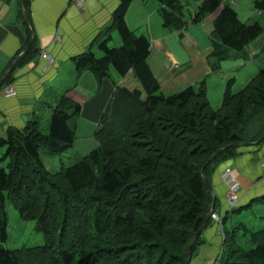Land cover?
Segmentation results:
<instances>
[{
	"label": "trees",
	"instance_id": "trees-1",
	"mask_svg": "<svg viewBox=\"0 0 264 264\" xmlns=\"http://www.w3.org/2000/svg\"><path fill=\"white\" fill-rule=\"evenodd\" d=\"M128 1L119 0L110 26L91 44L100 56L87 47L71 57L75 76L89 71L99 82L110 69L119 76L130 71L141 87L113 85L94 129L96 146L54 172L43 167L40 148L59 153L74 138L80 105L65 94L52 107L45 132L35 118L6 127L0 137V243L6 239L5 197L21 219L34 220L43 237L41 245L31 247L0 244V264H183L188 243L208 222L212 194L204 180L209 182L239 145L264 139V67L236 90L235 79H226L216 107L210 106L203 81L163 94L147 61L149 39L135 35L123 19ZM155 1L167 29L215 12L210 37L219 48L208 55L212 70L230 57L227 51L241 57L244 47L264 34V26L239 21L221 0H200L185 20L187 0ZM26 6L27 0H20L18 18L24 26L29 24L22 15ZM253 6L264 12V0H253ZM111 28L119 36L117 46L107 45ZM37 53L34 38L27 40L16 64ZM10 72L0 85L11 80ZM235 229L247 233L246 245ZM198 242L199 235L190 250ZM215 264H264V226L238 223L223 230Z\"/></svg>",
	"mask_w": 264,
	"mask_h": 264
},
{
	"label": "crops",
	"instance_id": "crops-1",
	"mask_svg": "<svg viewBox=\"0 0 264 264\" xmlns=\"http://www.w3.org/2000/svg\"><path fill=\"white\" fill-rule=\"evenodd\" d=\"M145 1L136 0L134 4L135 8L132 13L134 17L138 18V24L143 22L145 17L148 19L150 15H154L155 12L156 19H160L157 13V2L155 0ZM199 1L196 0V7ZM118 2L119 0H84L83 4L77 7L72 0H27L25 15L29 24L24 26L18 18L20 0H0V79L7 71L11 70V80L1 84L0 91L8 85H11L14 91L12 96L3 97L0 95V137L4 136L6 127H21L27 120L36 118L35 102L46 94L44 84L46 82L53 83L63 68L68 70L66 74L71 78V82L59 88V92L50 94L52 99L56 102L59 95L65 94L80 105V111L76 117L78 120L76 122L74 120V132L76 129H86V132L89 133L96 128L99 116L113 90V85H120V83L117 84L116 80H113L110 74L111 70H109V76L99 82L89 71H82L75 76L71 57L81 53L87 47L93 48L91 44L96 37L102 36L103 31L110 26L111 14ZM131 3L132 0H129L123 19L128 29L134 32L133 22L130 21L132 16L128 12ZM188 3L189 0H187ZM221 4L229 5L235 11L239 21L258 22L264 26V12L253 6V0H221ZM215 15L214 12L205 16L211 23V28ZM28 34H30L29 39H27ZM142 35L147 37L146 34ZM33 38L38 47V53L28 62L18 66L16 60L22 52L24 43ZM147 38L150 42V38ZM169 43L170 45L164 36L153 41L163 63L160 62L164 64L163 67L170 69L165 63L170 61L174 64L172 67L175 70L183 57L179 53L176 54L175 42L172 39L169 40ZM210 46L211 50L205 54L206 58L210 52L219 48L212 44ZM151 49L152 42H150L148 57ZM92 51L95 55L94 50ZM96 51L98 50L96 49ZM40 52L48 54L52 63H47L40 56ZM229 52L227 51V54ZM230 53H232L231 56L229 55L230 57L218 63L217 69H211L215 73L222 72L224 74V77H219V88L216 90L217 105L225 79L230 76L233 69L244 68V77L241 80L244 79L245 83L259 68L264 67V34H260L250 41L244 47L241 57H234L236 55L233 52ZM250 57L255 58L256 63L248 71L249 66L244 65V61L249 60ZM148 64L151 68L149 61ZM84 73L87 76L82 77ZM129 75H131L130 71L119 77H128ZM153 75L156 78L155 73ZM231 76L236 82L234 75ZM82 79L85 80L82 81ZM221 79L224 80L221 81ZM200 81L202 80H199L198 77L194 84H186L181 89L187 85H197ZM263 165L264 139L254 145H239L234 155L214 169L210 178V190L216 200L215 211L220 217L223 213L226 215L228 211H231V209L226 210L225 206L224 186L219 178L221 170L228 166L235 172L234 176L239 186L235 207L238 208L246 206L256 198L264 200ZM221 227L224 230V227ZM221 232L220 227L215 224L204 227L200 233L199 242L194 248L193 253L196 252L194 255L198 256L197 252L202 253L206 260L213 261L219 253Z\"/></svg>",
	"mask_w": 264,
	"mask_h": 264
},
{
	"label": "rangeland",
	"instance_id": "rangeland-1",
	"mask_svg": "<svg viewBox=\"0 0 264 264\" xmlns=\"http://www.w3.org/2000/svg\"><path fill=\"white\" fill-rule=\"evenodd\" d=\"M146 1L148 2V0ZM135 2L136 0H132V3L130 4L128 10L129 14H131L132 16L130 18V21L133 22V27L135 29L133 33L135 35L146 34L147 37L150 38V42H152V49L148 57V61L151 65L153 73H155L156 75L159 84V91H161L163 94L177 92L181 89L182 86L186 84H194V81H197L199 77V80L201 79L204 82L206 97L208 99L210 106L216 107L217 105L216 101H218L216 90H218L219 88L218 82L221 77H224V74H222V72L215 73L214 71H212L210 68V62L212 61V58L211 57L206 58L205 55L208 51L211 50V46H210L212 43L210 37L211 23L207 21L205 17V19L203 18L199 22L187 23L181 29H174V28L167 29L162 26L161 19H156L157 14L155 12L154 15H150L148 19H146L145 17V20L143 22H140V24H138L139 23L138 18L134 17V14L132 13V11L135 8L134 7ZM196 4H197L196 0H189L188 4L183 5L182 12H183L184 20L187 18L188 12H192V10L195 9ZM197 23L198 25H195ZM107 33L111 34V39L108 41L107 45L108 46L119 45L120 39L115 29L111 28L108 30ZM163 36L166 37V40L169 45H170L169 43L170 39H172L175 42V49L177 50L176 54L179 53V55L183 57V60L181 62H178L179 66H177L175 70L172 67V65L174 66V64L170 63V61L165 62L167 67L170 69H166L165 67H163L164 64H162L163 62L160 56L158 55V51L156 47L153 45V41L161 37L163 38ZM92 50H94L96 57L101 55V52L96 51L94 47L92 48ZM229 55L231 56L232 53L229 52ZM40 56H41V52H40ZM254 63H256V61L255 58L253 57H250L249 60L244 61V65L249 66L248 71L252 69ZM110 70H111L110 71L111 77L113 78V80H116L117 84L120 83L121 86H125L131 89L138 88L141 90L139 82L133 77L132 73L128 77H119V75L113 69ZM66 71H68L66 68L60 70L59 75L57 76L56 80H54L53 83L46 82L44 84V91H46V94H44L40 100L35 102L34 111L38 121V129L41 132H45V130L47 129L49 114L52 110V107L55 105V101L54 99H52V96L50 94L56 91L59 92L60 91L59 88L71 82L70 80L71 78L67 77ZM243 74H244V68L236 67L235 69H233V72L230 74V76L227 77L230 78L232 77L231 75H234V77L236 78V82L232 86L233 90L238 89L240 86L244 84V79L241 80V78L244 77ZM83 76H87L86 73H84L82 77ZM84 80L85 79H82V81ZM223 80L221 79V81ZM76 117L75 119H73L75 120V122L76 120H78ZM93 131L94 130L92 129L88 133L86 132V129H82V130L76 129L74 132V138L70 146L59 153H47L45 149L40 148L38 153H39V158L43 164V167L49 172H54L58 170L61 166L70 165L75 161H77L79 157L86 155L97 144V139L95 138ZM254 144L255 143L247 144V145H254ZM2 153H3V148H0V158ZM0 163L3 164L4 161ZM230 169L234 176L235 173L234 170L232 168ZM221 172L219 178H220V182L224 186V201H225L226 210H229L232 207H235L236 204L232 207H229L227 203V198H226L227 186L224 180L221 178ZM211 177H212V173L210 178ZM208 183L211 186L210 181ZM238 192H239V187L236 192L237 199H238ZM212 197L214 201L209 208L210 214L209 217L206 219L208 220V222H206L204 225L201 226L200 231L198 233L199 236L204 227L210 224H215L216 226L218 225L222 231L220 234V246H221L223 240V229L221 226L224 227V230H230L233 227H235L236 224L238 223H243L249 229H256L259 228L260 226H264V200H260V201L253 200L246 206L239 207L237 211H228L226 215L223 213V215H221L220 217L218 213L215 211L216 200L213 195ZM3 208L6 215V226H5L6 239L0 243L2 247L8 249H18L22 247L41 245L43 243V237L41 233L35 229L34 220L21 219L16 209L12 205V202L7 197H5L4 199ZM214 216L216 218H214ZM235 231L238 237L237 240H239L240 243L242 241V244L245 243L246 245L247 233H243L242 229H235ZM195 246L197 245L195 244L192 250L189 249L190 252L188 251L189 255L187 254V260H188L187 264H215V259L213 261L206 260V258L203 256L202 253L199 254L197 252L198 256L194 255L196 253V252L193 253ZM184 258H185V252H184Z\"/></svg>",
	"mask_w": 264,
	"mask_h": 264
},
{
	"label": "built area",
	"instance_id": "built-area-1",
	"mask_svg": "<svg viewBox=\"0 0 264 264\" xmlns=\"http://www.w3.org/2000/svg\"><path fill=\"white\" fill-rule=\"evenodd\" d=\"M74 5L81 6L84 2V0H72ZM41 57L46 60L47 63H52V59L50 56L44 52L41 53ZM13 94V88L11 85L7 86L6 88H3V90L0 91V95L3 97H8ZM264 166V165H263ZM221 178L224 180L227 189H226V198L227 203L229 207H232L236 204L237 201V190H238V183L236 179L234 178L231 169L229 167H225L221 172ZM214 218H216L214 216Z\"/></svg>",
	"mask_w": 264,
	"mask_h": 264
},
{
	"label": "water",
	"instance_id": "water-1",
	"mask_svg": "<svg viewBox=\"0 0 264 264\" xmlns=\"http://www.w3.org/2000/svg\"><path fill=\"white\" fill-rule=\"evenodd\" d=\"M22 15H23V17H24V20H25L27 23H29V21H28V19H27V17H26V15H25L24 12H22ZM217 152H218V151H216L215 154H214L213 156H215ZM213 156H212V157H213ZM211 159H212V158H209L208 161H210ZM204 182H205L206 186L210 189V185H209V183H208L206 180H204ZM212 204H213V197H212L211 205H212ZM209 214H210V210H209L208 213L205 215L204 222H205L206 219L209 217ZM204 222H203V223H204ZM203 223H202V224H203ZM201 226H202V225H201ZM200 228H201V227H200ZM200 228L196 231V233L194 234L193 238L191 239V241H190L189 244L187 245V248H186V251H185V258H184V260H183V264H187V254H188V251H189V249H190L191 244L193 243V241L195 240L196 236L198 235V233H199V231H200Z\"/></svg>",
	"mask_w": 264,
	"mask_h": 264
}]
</instances>
